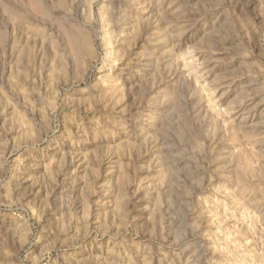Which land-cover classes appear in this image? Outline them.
<instances>
[{
	"label": "rangeland",
	"instance_id": "1",
	"mask_svg": "<svg viewBox=\"0 0 264 264\" xmlns=\"http://www.w3.org/2000/svg\"><path fill=\"white\" fill-rule=\"evenodd\" d=\"M0 264H264V0H0Z\"/></svg>",
	"mask_w": 264,
	"mask_h": 264
}]
</instances>
